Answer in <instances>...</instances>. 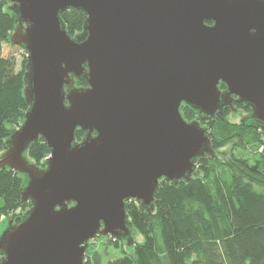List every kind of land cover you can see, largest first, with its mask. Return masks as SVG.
Returning <instances> with one entry per match:
<instances>
[{"label": "water", "instance_id": "95a60500", "mask_svg": "<svg viewBox=\"0 0 264 264\" xmlns=\"http://www.w3.org/2000/svg\"><path fill=\"white\" fill-rule=\"evenodd\" d=\"M6 1L10 43L26 52L27 110L0 169L24 176L30 208L18 224L0 220V264H83L97 236L129 254L140 240L126 202L151 213L160 180L188 182L199 159L228 153L201 122L235 101L264 137V0ZM68 9L86 15L74 36L60 18ZM39 138L43 166L27 157Z\"/></svg>", "mask_w": 264, "mask_h": 264}, {"label": "trees", "instance_id": "16d2710c", "mask_svg": "<svg viewBox=\"0 0 264 264\" xmlns=\"http://www.w3.org/2000/svg\"><path fill=\"white\" fill-rule=\"evenodd\" d=\"M7 6L6 0H0L1 152L27 110L23 98L26 52L10 43L17 20ZM60 18L67 34L74 36L82 31L86 15L68 9ZM6 46L19 49L21 55H5ZM75 86H85L84 80L76 81ZM181 115L187 122L197 119L196 112L187 106H183ZM228 115L224 109L201 122L209 129L215 151L231 145L227 158L221 161L217 155L199 159L197 173L188 182L174 185L160 180L151 213L138 201L126 202L128 219L143 241L133 243L132 255L122 249L121 257L106 263L90 251V241L83 264H264V137L258 127L248 122L233 123ZM82 136L76 131L77 141ZM48 155L41 138L27 150L28 159L38 166H43ZM23 186L24 176L0 169V218L11 216L17 224L21 221L30 208L28 201L21 202ZM107 237L108 244L118 248V240Z\"/></svg>", "mask_w": 264, "mask_h": 264}, {"label": "rangeland", "instance_id": "374dc122", "mask_svg": "<svg viewBox=\"0 0 264 264\" xmlns=\"http://www.w3.org/2000/svg\"><path fill=\"white\" fill-rule=\"evenodd\" d=\"M4 53H5V55L15 54V53L17 55L19 54V56L21 55V51L19 49L14 48V47H9V46H6L4 48ZM17 60L20 61V57H18ZM236 111H237V114L240 113V115H242V116H247V114L242 110H236ZM233 115H234V113H232V112L229 113L228 119L233 123H239L238 122L240 120L239 116L236 115L235 117H232ZM230 147H231V145L229 144V145H226L225 147H223L219 150V151H223L226 148L229 149L228 153L225 156H223V157L218 156L221 161L225 160L227 158V156L229 155ZM0 154H1V151H0ZM1 204H2V200L0 199V205ZM17 212H18V210H17ZM5 217L6 216H2L0 218V220L5 218ZM137 235H138V238L140 241L137 242V241L133 240V243H141L143 241V238L138 233H137ZM107 240H108L107 236L106 237L102 236L101 238H98L96 240L93 239L92 240L93 244H91V246H90V251L96 252L101 257L103 263H106L107 261H112V260H115V259H118L119 257H121V250L122 249L126 254H128L123 247V241L122 240H118V248H115L113 245L108 244ZM131 247H132V245H131ZM132 254H133V251L131 253H129V255H132Z\"/></svg>", "mask_w": 264, "mask_h": 264}, {"label": "flooded vegetation", "instance_id": "af4514ba", "mask_svg": "<svg viewBox=\"0 0 264 264\" xmlns=\"http://www.w3.org/2000/svg\"><path fill=\"white\" fill-rule=\"evenodd\" d=\"M219 89L221 90V92L225 91V87L224 86H221ZM232 104H233L234 110L231 111V110L227 109L229 111V113L234 112L236 110H242V111H244L247 114V117H245L244 119H242L240 121V123L243 124V123L248 122V117H249L250 111H245L243 108H240V107L237 106V105H242L241 103H236L235 101H233ZM9 223L12 224V225H14V224H17V221L13 217L12 219H9L8 224Z\"/></svg>", "mask_w": 264, "mask_h": 264}, {"label": "clouds", "instance_id": "9594fccd", "mask_svg": "<svg viewBox=\"0 0 264 264\" xmlns=\"http://www.w3.org/2000/svg\"><path fill=\"white\" fill-rule=\"evenodd\" d=\"M256 31H257L256 28H251V29H250V32H251L253 35L256 33Z\"/></svg>", "mask_w": 264, "mask_h": 264}]
</instances>
